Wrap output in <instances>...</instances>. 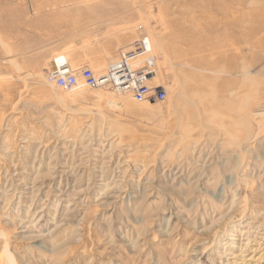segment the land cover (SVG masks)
<instances>
[{
  "label": "rangeland",
  "instance_id": "1",
  "mask_svg": "<svg viewBox=\"0 0 264 264\" xmlns=\"http://www.w3.org/2000/svg\"><path fill=\"white\" fill-rule=\"evenodd\" d=\"M0 264H264V0H0Z\"/></svg>",
  "mask_w": 264,
  "mask_h": 264
},
{
  "label": "built area",
  "instance_id": "2",
  "mask_svg": "<svg viewBox=\"0 0 264 264\" xmlns=\"http://www.w3.org/2000/svg\"><path fill=\"white\" fill-rule=\"evenodd\" d=\"M147 50L142 42L134 43L125 50L121 59L113 63L105 74L98 75L87 67L73 71H62L64 65L55 60L54 67L46 75L47 82L65 91L77 87L83 82L90 89L116 87L132 96L138 103H151L154 100L164 101L166 93L149 87L152 72L148 67L132 68L131 62L146 55Z\"/></svg>",
  "mask_w": 264,
  "mask_h": 264
},
{
  "label": "bare ground",
  "instance_id": "3",
  "mask_svg": "<svg viewBox=\"0 0 264 264\" xmlns=\"http://www.w3.org/2000/svg\"><path fill=\"white\" fill-rule=\"evenodd\" d=\"M80 8V7H79ZM115 11V10H114ZM122 11V10H121ZM104 12V11H103ZM120 12V11H119ZM63 13V12H62ZM118 13V12H117ZM104 14V13H103ZM102 14V15H103ZM109 14H110V12H109ZM104 15H106V14H104ZM111 15V14H110ZM111 16H113V15H111ZM101 17H103V16H101ZM105 17V16H104ZM103 17V18H104ZM106 17H107V15H106ZM109 17V16H108ZM60 18V17H59ZM103 18H101V19H103ZM96 19H98V18H96ZM95 19V20H96ZM77 20V19H76ZM100 20V19H99ZM93 21H94V18H93ZM72 25V24H71ZM192 45V44H191ZM190 46V45H189ZM190 48H191V46H190ZM206 49H208V47L206 48ZM210 49V48H209ZM211 49H213V48H211ZM191 51V53H199V52H201V51H203L204 52V49L203 48H200V47H192L191 49H190ZM219 51H221V50H219ZM219 51H217V53L219 52ZM232 51H234V50H232ZM175 52V51H174ZM189 52V53H190ZM216 52V51H215ZM229 53V52H228ZM175 54V53H174ZM219 54V53H218ZM176 55V54H175ZM178 55H182V56H185V55H183V53L181 54H178ZM229 55V54H228ZM214 56V55H213ZM180 57V56H179ZM229 57H230V55H229ZM228 57V58H229ZM169 58V57H168ZM220 59H226V58H224L223 56H220L219 57ZM227 58V59H228ZM235 59V58H234ZM191 60V59H190ZM190 60H189V62H190ZM193 60V59H192ZM236 60V59H235ZM234 60V61H235ZM171 62H172V60H171ZM62 63V62H61ZM232 63H233V61H232ZM63 65H64V67L63 68H61V70L64 72V71H68V68H69V65L68 64H66V63H62ZM172 64V63H171ZM195 64H198L197 63V61L196 60H194V61H192L191 62V65L193 66V65H195ZM235 64V63H234ZM173 65V64H172ZM231 66V62H230V60L228 61V65H225V69H227L228 71L230 70V71H232L233 69H231L232 67H230ZM234 66V65H233ZM213 67H215V65H213ZM174 69V68H173ZM175 72V71H174ZM173 74H177V73H173ZM184 76V75H183ZM186 78V77H185ZM179 79V78H178ZM187 82H189V80H186ZM186 81H184V82H186ZM187 82H186V84H187ZM185 84V83H184ZM185 90V89H184ZM173 92V91H172ZM214 95V94H213ZM211 99L213 98L212 96L210 97ZM209 98V99H210ZM181 99V98H180ZM208 99V98H207ZM209 99H208V101H209ZM210 99V100H211ZM182 100V99H181ZM212 100H214V98L212 99ZM204 102V101H203ZM125 104H127V103H125ZM222 109V108H221Z\"/></svg>",
  "mask_w": 264,
  "mask_h": 264
}]
</instances>
